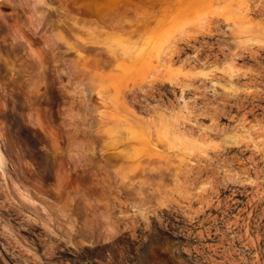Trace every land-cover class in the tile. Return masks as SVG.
Segmentation results:
<instances>
[{
	"label": "rangeland",
	"instance_id": "obj_1",
	"mask_svg": "<svg viewBox=\"0 0 264 264\" xmlns=\"http://www.w3.org/2000/svg\"><path fill=\"white\" fill-rule=\"evenodd\" d=\"M0 264H264V0H0Z\"/></svg>",
	"mask_w": 264,
	"mask_h": 264
},
{
	"label": "bare ground",
	"instance_id": "obj_2",
	"mask_svg": "<svg viewBox=\"0 0 264 264\" xmlns=\"http://www.w3.org/2000/svg\"><path fill=\"white\" fill-rule=\"evenodd\" d=\"M79 234H80V235H83V233H82L81 231L79 232Z\"/></svg>",
	"mask_w": 264,
	"mask_h": 264
}]
</instances>
